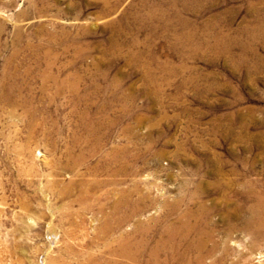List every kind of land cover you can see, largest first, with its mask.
<instances>
[{"label":"rangeland","instance_id":"obj_1","mask_svg":"<svg viewBox=\"0 0 264 264\" xmlns=\"http://www.w3.org/2000/svg\"><path fill=\"white\" fill-rule=\"evenodd\" d=\"M116 200L264 264V0H0V264L100 255Z\"/></svg>","mask_w":264,"mask_h":264},{"label":"bare ground","instance_id":"obj_2","mask_svg":"<svg viewBox=\"0 0 264 264\" xmlns=\"http://www.w3.org/2000/svg\"><path fill=\"white\" fill-rule=\"evenodd\" d=\"M80 158L84 159V156L81 155ZM82 197H87V193L84 196L81 195L80 200ZM257 204L260 205V201ZM123 206L122 202L116 200L112 205L111 214L113 215L104 217L99 228L98 234L101 237L98 236V238L104 240V250L100 251L101 254L98 256L90 254L85 257V263L81 264H204V258L213 255V249L206 251L203 247L204 241L208 239L199 237L198 231L190 230L184 217L178 219L177 226H167L165 236L162 235L151 247H149V230L144 228L141 223H137L132 231L135 237L120 232L117 236L110 238L109 236L116 233L123 224V218L120 215V213L123 214ZM255 215L248 222V227L251 226V229H254V231L252 230L253 240L257 239V236H261L255 230L264 228V216ZM191 234H195L196 237L190 239Z\"/></svg>","mask_w":264,"mask_h":264}]
</instances>
